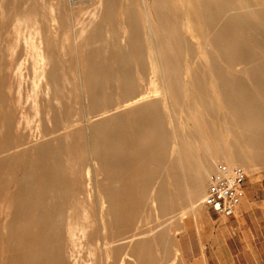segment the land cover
Wrapping results in <instances>:
<instances>
[{"label": "rangeland", "instance_id": "rangeland-1", "mask_svg": "<svg viewBox=\"0 0 264 264\" xmlns=\"http://www.w3.org/2000/svg\"><path fill=\"white\" fill-rule=\"evenodd\" d=\"M123 1L113 0L115 8L112 11L103 5L102 14L110 18L99 26L97 23L100 19L93 18L98 0H0V204L12 202L15 207L7 220L0 217V264H56V260L57 264H134V258L130 256L133 253L129 247L130 237L140 232L144 233L139 236L140 242L144 244L141 264H185L179 247L184 224L205 206L201 203L191 207L188 194L185 193L178 200L174 192L181 188L174 182L184 179L180 176L174 178L173 156L164 146L172 141L174 133L182 137L197 134L198 126L206 129L208 134L203 143L215 142L213 137L216 135L225 136L227 132L236 130L241 122L232 116L233 103H239V110H243L262 101L257 111H264V52L256 47H264L263 38L250 35L248 42L244 38L237 43L241 51H253L257 54L255 57L247 59L243 52L232 56L224 48H214L218 38L214 30L217 26H224L226 20L208 19L207 24H204L192 11L175 12V17L171 19L178 24V33L159 36L169 47H180L175 60L182 74L173 87L179 89L180 86L182 90L177 92L167 107L161 101V94L156 92L158 103L144 117V123L156 121V138L149 137L147 145L137 150L136 160L132 152L122 153L120 166L134 165L139 175L134 169L115 172L118 176L114 177L116 184L110 187L109 196H115L116 193L118 197L121 196V203L117 206L125 215L121 216L122 235L118 237L123 240L113 243L109 249L107 245L113 241L115 232L106 229L101 223V214L108 209V203L102 208L99 193L95 191L92 197L87 194L85 174L88 168L93 169L92 174H95V167H89L93 162L83 153L81 143L85 140L87 122L96 123L114 115L118 110L114 105L123 91L116 89L121 85L120 82L100 83L108 87L104 93L113 110L99 114V106H96L89 116L84 97L78 91L73 47L79 30L94 19L93 43L86 49V54L108 48L104 58L110 61L120 51L126 52L127 43L119 39L120 29L126 19ZM142 1H126L129 4L128 16L134 42L131 48H127L132 57L121 61L123 67L131 72L126 76L125 83L133 85L135 93L150 92L154 87L157 90L159 83L152 84V81L160 78L155 68L156 39L152 40L143 23ZM170 1L172 5L179 2ZM149 7L154 17L158 15L161 18L167 12L156 7L153 0ZM185 20L189 22L184 26L182 22ZM222 37L232 43L236 40V33H225ZM39 39L43 40L48 52L54 55L55 62L59 64L58 73L54 75L56 82L49 96L43 92L45 81L35 76L32 67L34 52L29 48L30 42L37 43ZM231 57L239 58V62H247V65L231 66ZM215 66L217 71L213 72ZM215 73L225 76L223 86L228 84L229 89L223 98L214 93L216 84L212 78ZM190 76L198 77L199 85L186 91ZM32 94L44 102L41 110H50V119L42 111L35 115L33 97L28 98ZM22 113L30 122L18 127ZM105 126H101L102 129ZM124 127L127 126L124 124ZM254 128L259 129L258 126ZM111 132L117 134L115 137L121 135L116 129ZM189 142L193 159L190 166H186L191 174L194 160L202 156V144L194 143L192 139ZM218 142V146L226 143L224 138ZM257 142L259 148L248 162L254 168L246 170L249 179H259V186L264 187V135ZM153 143H161L158 154L151 151L150 145ZM37 149L39 153L42 150L55 151V162L70 168L62 172L65 174L63 181L72 182L69 199L66 205H58L57 211L64 212L66 216L70 214L80 224L84 222V213L88 215L89 233L85 237L76 236L80 246L75 250L65 249L67 236L64 227L58 236L59 250L55 251L52 244H44L47 236L42 222L45 220L44 209L48 204L51 207V192L36 183L40 177H47L51 172L46 169L45 158L37 153ZM219 164L224 163L220 161ZM177 169L180 170V166ZM216 169L209 174V180ZM98 179L102 180V175ZM209 183L206 184V193ZM152 191L156 192V207L152 206L149 199ZM53 196L59 197L55 193ZM169 198L173 200L166 205L164 199ZM132 249L135 250V247Z\"/></svg>", "mask_w": 264, "mask_h": 264}, {"label": "bare ground", "instance_id": "bare-ground-1", "mask_svg": "<svg viewBox=\"0 0 264 264\" xmlns=\"http://www.w3.org/2000/svg\"><path fill=\"white\" fill-rule=\"evenodd\" d=\"M126 1L127 0L122 3L123 13L126 19L120 29L119 39L127 43L126 45L131 48L134 39L131 30V20L128 16L129 4ZM143 1V23L147 26L149 32L148 35L153 38L152 40L154 41L156 39L155 50L157 60L155 68L156 73L160 75V78H156V81H152V84L155 82L159 83L157 90L154 87L150 92L141 91L135 93L133 85H127L125 83L126 76L131 72L129 69L127 70L123 67L121 61L122 59L125 60L132 57L129 49H127L128 47L126 50L124 49L126 52L123 53L120 51L119 54L113 56L110 61H107V59L105 60L104 58V53L106 54L108 52V48L98 52H90V54H86L85 52L90 44L93 43L94 30L92 27L95 21L94 19L99 18L100 20H98L97 24L102 26L105 19H109L110 17H107L105 14L103 15L101 9L103 5H107V8H110L112 11V9L115 8L113 0H107L106 2H104V0H98L97 10L93 12L94 19L79 30L78 34L75 36V47H73V57L75 58L74 71L77 74L79 82L78 91H80L84 97V104L88 109L89 116L92 114L91 112L96 106H99V114H106L113 110L111 107L112 104L110 105L107 101V94L104 93L105 89L108 87H103V84L100 83L106 81L120 82L121 85L117 86L116 89L123 91V93L117 97L116 105L114 106H116L118 110L114 115L96 123L89 124L87 122V126L84 129L85 140L81 143L83 153L88 156V159L91 162H93L89 167H95V174H92L93 169L90 170L89 168L85 174L86 180L84 181V185L87 187V194L89 197H92L95 191L97 194L99 193L101 195L102 208L108 203V209L105 213L103 211V214H101V223L106 229L108 228L110 231L115 232L113 241L111 244L107 245L109 249L113 247V243L123 240L118 239V237L122 235L121 216L125 215H123L121 208L117 206V204L121 203V196L118 197L117 193L115 196H109V191H111L110 187L113 184H116L114 177L118 175L115 172L118 173L122 170L134 169L137 173V168L134 165L126 167L120 166L122 153L130 151L133 153L134 160H136L138 159L137 150L140 147L147 145L149 137L156 138V121H146V123H144L145 115L149 113L153 107H156V103H158V100H156V92L161 94V101L167 107L170 104L171 99L176 96L177 92L182 90L180 89V86L179 89L173 87V84L177 83L182 74V71L177 66L175 60L178 55L177 51L180 47H169L159 36L160 34L172 36L178 33L176 29L178 24L171 19L175 17V12L192 11L195 16H198V18L203 20L204 24H207L208 19L226 20L224 26H217L214 30V35L218 37L215 40L216 45L214 48H224L228 50L230 54H233L232 56L243 52L247 59H251L257 54L253 51L249 53L241 51V49L237 47V43L244 38H246L244 41L246 40V42H248L250 35L262 37L264 40V0H179L177 5H172L170 0H153L156 2V7H160L167 11L161 18L158 15H156V17L153 16L152 10L149 7L152 0ZM188 22L189 20H185L182 22V25H188ZM225 33H236V40H233L232 43H230L227 38L222 37ZM30 43L31 45L29 48L34 52V55L32 56L34 59L32 64L34 74L40 81H45L46 86L43 92L46 96H49L56 82L54 75L58 73L59 64L55 62L54 55L48 52V48L42 39H39L37 43L35 41H31ZM256 47L264 52L263 46L259 45ZM118 58L120 60H118ZM238 59L239 58L237 57L229 58L231 66L239 64L247 65V62H239L237 61ZM155 68L153 67V69ZM215 70L217 71L216 66L212 68L213 72H215ZM17 72L18 71H16V73ZM224 78L225 76L217 73H215L212 78V81L216 84L214 93L220 95L221 98L224 97L225 92L229 89L227 88L228 84H225L226 88L223 86ZM199 81L200 79L198 77L190 76L185 90L190 91L195 89V85L197 87ZM33 83H35V81ZM149 93L154 95H150ZM29 97H33L32 105L35 115H39L42 111L44 112L45 117L50 119V110H41V106L44 105V102L37 97L35 98L34 94L29 95L28 98ZM262 103V101L258 102L249 108H244L243 110H239V103H233L231 105L233 106L232 116L234 119L237 118V120L241 122L239 124L240 126L236 130L227 132L225 136L216 135L213 137L215 142L203 143L208 137V134L206 129L203 127L200 128V126L196 128L198 131L197 134H194L193 136L187 134L185 136L187 138L174 133L172 141L164 147L168 148L173 156L172 167L175 169L174 178L180 176L181 179H184L177 183L174 182V185H178L181 188V190L174 192L177 193L176 197H178V200H181V194L185 193L188 194V202L191 207L199 206L206 195V184L210 181L209 174L212 173L214 168L216 169V167H218L217 165L220 161L231 167L240 166L245 170H252L254 168V165L250 163L248 164V162L255 154L254 152L259 148V143L257 141L264 135V111H257ZM170 121V124H172L173 121ZM29 122V119L22 113L20 114L18 127H20L22 123L28 125ZM105 124L106 126L102 129L101 126ZM124 124L127 127H124ZM257 126L259 128L258 130L254 128ZM111 129H116L121 135L115 137L117 134L111 132ZM223 138L226 142L225 145L218 146V141H221ZM189 139H192L194 143L197 142L202 144V147L200 148L202 156L200 157L205 156L204 158L199 157L194 160V170L191 174L188 171V166H186L188 164L190 166V161L193 159ZM229 139H231L230 142H228ZM150 146L153 153L156 152V154H158L159 151H161V143H158L157 145L156 143H153ZM31 149H35V147H32ZM37 150V153H39V149ZM39 154L40 156H44L46 169L51 172V175H48L47 177H40L36 183L41 186V188L51 192V197L49 198L51 207L48 204V207L44 209L45 220L42 222L44 226V234L47 236L44 244L47 246L52 244L55 251L57 249L59 250L60 245L58 243V236L62 233L64 227L67 236L65 249H74L79 245L76 236L79 235L85 237L89 233L90 225L88 223V215L87 213H84V222L80 224L79 221L75 222L70 214L66 216L64 212L59 213L57 211L58 205L64 203L66 205V202H68L69 199V191L72 188V182H64L63 178L65 174L63 175L62 172L65 171L64 169L68 170L70 168L68 165L65 167L62 164L55 162L57 157L55 151L47 152L42 150ZM48 161H51V165ZM179 166L180 170L177 169ZM56 171L58 173L55 174ZM101 175L103 177L102 180L98 179ZM137 175H139V172ZM119 185L121 186V184ZM53 193L59 197L56 198V196H53ZM149 199L152 206L156 207L157 198L155 191L151 192ZM172 200L173 198H169V200L164 199V202L167 201V205L169 202H172ZM14 208L12 202H2L0 204V217L2 216L7 220L15 211ZM143 234L144 233L141 232L135 233L130 237L131 240L129 247L133 252L130 256L134 258V264H141V259L144 254V244L140 242L139 236ZM49 235L51 236L49 237ZM133 247H135V250L132 249ZM137 247L139 248L137 249ZM36 250H38V248H36Z\"/></svg>", "mask_w": 264, "mask_h": 264}, {"label": "crops", "instance_id": "crops-1", "mask_svg": "<svg viewBox=\"0 0 264 264\" xmlns=\"http://www.w3.org/2000/svg\"><path fill=\"white\" fill-rule=\"evenodd\" d=\"M258 181L248 177L234 214L205 206L186 220L179 244L185 264H264V187Z\"/></svg>", "mask_w": 264, "mask_h": 264}, {"label": "built area", "instance_id": "built-area-1", "mask_svg": "<svg viewBox=\"0 0 264 264\" xmlns=\"http://www.w3.org/2000/svg\"><path fill=\"white\" fill-rule=\"evenodd\" d=\"M247 179L248 173L242 167L219 164L202 203L219 215L234 214L244 197L243 186Z\"/></svg>", "mask_w": 264, "mask_h": 264}]
</instances>
